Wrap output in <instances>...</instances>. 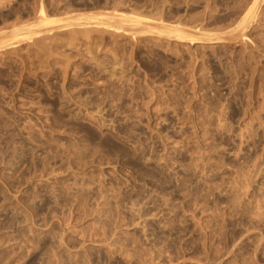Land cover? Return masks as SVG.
Segmentation results:
<instances>
[{
    "label": "rangeland",
    "instance_id": "rangeland-1",
    "mask_svg": "<svg viewBox=\"0 0 264 264\" xmlns=\"http://www.w3.org/2000/svg\"><path fill=\"white\" fill-rule=\"evenodd\" d=\"M253 2L0 0V264H264Z\"/></svg>",
    "mask_w": 264,
    "mask_h": 264
},
{
    "label": "bare ground",
    "instance_id": "bare-ground-1",
    "mask_svg": "<svg viewBox=\"0 0 264 264\" xmlns=\"http://www.w3.org/2000/svg\"><path fill=\"white\" fill-rule=\"evenodd\" d=\"M254 2L250 5V7L249 8H247V9H245L244 11L246 12V14L243 16V22L244 23H246V20H247V18L249 17V16H253V15H256L257 14V12H258V10H259V8H260V3H259V0H253ZM244 4H245V1H244ZM247 4V3H246ZM249 4V3H248ZM244 6V5H243ZM45 8V7H44ZM244 8V7H243ZM240 10V9H239ZM243 10V9H242ZM244 13V12H243ZM39 14V13H38ZM41 14L43 15V18H42V21H43V26H45V27H51L52 25H54V24H62L63 22H65V21H67L68 19H53V18H50V17H48L47 15H45L46 13H45V10H41ZM119 14V13H118ZM95 15V14H94ZM92 16V15H90V16H88V14L87 15H85V14H81V15H77V16H74V17H71L70 18V20L72 21V24L74 23V21H75V23L77 22L78 23V21H80V23H81V21H87V20H91V23L93 22L92 20L94 19V20H103V24H104V20H106V19H108L109 18V20L110 19H112V23H114V26L115 27H118V29L120 28V27H123L125 24H128L129 26L130 25H132V28H134L133 30H136V32L137 33H139V34H145V35H152V34H157V35H160V36H168V37H171V38H174V39H176V40H180V41H190V42H195V41H197L199 38H195L193 35H191V34H189L187 31H185L184 29H182L179 25H167V23L166 24H161V23H159V22H157V23H154V25L152 24V25H146L147 24V22H148V19H145L144 17L142 18L141 16L140 17H138V16H128V15H116V14H114L113 16L112 15H110V16H108V14L106 15H104V14H101V15H95V16ZM254 17V16H253ZM41 18V17H40ZM251 18V17H250ZM85 21H84V23H85ZM242 21V20H241ZM248 21V20H247ZM80 23H78V24H80ZM105 23H106V21H105ZM108 23H109V21H108ZM110 23H111V20H110ZM109 23V24H110ZM66 24V23H65ZM64 24V25H65ZM69 24H71V23H69ZM82 24V23H81ZM86 24H88V21H87V23ZM102 24V25H103ZM124 24V25H123ZM41 25V26H42ZM64 25H63V27H64ZM100 25V24H99ZM123 25V26H122ZM42 26V27H43ZM65 26H67V25H65ZM110 26V25H109ZM135 26V27H134ZM86 27V26H85ZM113 27V26H112ZM131 27V26H130ZM129 27V28H130ZM88 28H90V27H88ZM126 28V27H125ZM85 29V28H84ZM94 29V28H93ZM128 29V28H127ZM45 30V29H44ZM49 30H51V28L49 29ZM75 30V29H74ZM79 30V29H78ZM83 30V29H82ZM87 30V29H86ZM47 31V30H46ZM77 31V30H76ZM42 31L41 30H34V31H32V32H30V34L29 35H35V34H40ZM90 32V31H89ZM92 33H93V31H92ZM136 33V34H137ZM27 34V33H26ZM25 34V35H26ZM82 34V33H81ZM83 35H84V33H83ZM87 35V34H86ZM85 35V36H86ZM28 36V35H27ZM70 36V35H69ZM56 37V36H55ZM147 37V36H146ZM219 37V36H218ZM53 38V37H52ZM68 38V37H67ZM220 38H221V36H220ZM201 39V38H200ZM212 40H213V38H211ZM210 39V40H211ZM217 39V38H216ZM208 40H209V38H208ZM198 41H200V40H198ZM214 41V40H213ZM35 45V44H34ZM39 45V44H38ZM38 45H36V46H38Z\"/></svg>",
    "mask_w": 264,
    "mask_h": 264
}]
</instances>
